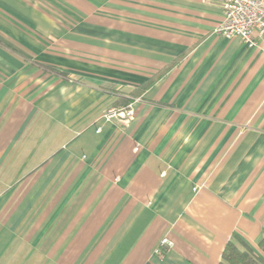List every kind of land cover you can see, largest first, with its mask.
Returning <instances> with one entry per match:
<instances>
[{
	"label": "crops",
	"instance_id": "crops-1",
	"mask_svg": "<svg viewBox=\"0 0 264 264\" xmlns=\"http://www.w3.org/2000/svg\"><path fill=\"white\" fill-rule=\"evenodd\" d=\"M223 18L0 0V264H221L236 237L264 260V46Z\"/></svg>",
	"mask_w": 264,
	"mask_h": 264
},
{
	"label": "built area",
	"instance_id": "built-area-1",
	"mask_svg": "<svg viewBox=\"0 0 264 264\" xmlns=\"http://www.w3.org/2000/svg\"><path fill=\"white\" fill-rule=\"evenodd\" d=\"M219 4L224 13L222 23L217 27L216 33L228 39L240 37L250 48L260 44L264 46V0H205ZM132 106L112 108L104 113L106 121L119 119L130 123L134 119ZM162 246L171 247L168 239H163ZM161 255V251L157 250Z\"/></svg>",
	"mask_w": 264,
	"mask_h": 264
},
{
	"label": "trees",
	"instance_id": "trees-1",
	"mask_svg": "<svg viewBox=\"0 0 264 264\" xmlns=\"http://www.w3.org/2000/svg\"><path fill=\"white\" fill-rule=\"evenodd\" d=\"M221 264H264V260L236 237L235 241H230L226 245Z\"/></svg>",
	"mask_w": 264,
	"mask_h": 264
}]
</instances>
